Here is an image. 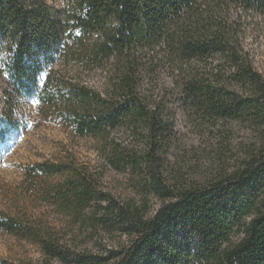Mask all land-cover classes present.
Returning a JSON list of instances; mask_svg holds the SVG:
<instances>
[{
  "label": "trees",
  "instance_id": "obj_1",
  "mask_svg": "<svg viewBox=\"0 0 264 264\" xmlns=\"http://www.w3.org/2000/svg\"><path fill=\"white\" fill-rule=\"evenodd\" d=\"M62 2L0 0V78L10 98L35 97L95 138L100 164L28 165L25 186L64 222L0 214L43 256L0 264H264V75L244 47L264 0ZM4 113L1 141L16 129ZM179 116L242 123L252 146L213 180L170 179ZM106 170L137 177L133 195L108 190Z\"/></svg>",
  "mask_w": 264,
  "mask_h": 264
},
{
  "label": "rangeland",
  "instance_id": "obj_2",
  "mask_svg": "<svg viewBox=\"0 0 264 264\" xmlns=\"http://www.w3.org/2000/svg\"><path fill=\"white\" fill-rule=\"evenodd\" d=\"M47 1L56 7L63 3L62 0ZM244 44L253 66L264 75L263 17L253 16L246 28ZM68 68L55 64L53 70ZM5 86L0 78V114L11 113L16 129L7 131L9 137L0 140V214L27 216L34 222L60 226L64 218L25 186V168L39 161L99 165L98 142L89 136L76 135L67 122L37 98H10ZM176 128L179 139L164 156L163 169L170 179L184 177L201 184L213 180L240 164L253 143L248 128L237 122H229L224 129L217 130L199 128L179 116ZM135 178L106 170L103 181L112 193L126 197L133 195ZM0 258L38 263L43 256L37 244L0 230Z\"/></svg>",
  "mask_w": 264,
  "mask_h": 264
}]
</instances>
